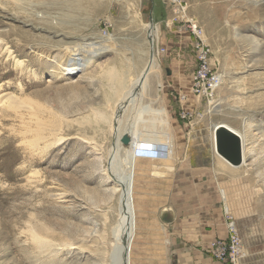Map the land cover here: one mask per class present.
I'll list each match as a JSON object with an SVG mask.
<instances>
[{
    "label": "rangeland",
    "instance_id": "374dc122",
    "mask_svg": "<svg viewBox=\"0 0 264 264\" xmlns=\"http://www.w3.org/2000/svg\"><path fill=\"white\" fill-rule=\"evenodd\" d=\"M186 2L222 75L195 119L246 140L244 164L225 165L237 180L218 189L220 206L241 237L240 264H264V0ZM171 14L166 0H0V97L38 111H0V264H179L182 243L207 227L215 204L198 201L190 157L203 151L198 129L179 117V104L194 107L177 99L192 96L195 49ZM150 51L156 66L134 98ZM75 52L86 66L66 75ZM35 118L58 126L37 146Z\"/></svg>",
    "mask_w": 264,
    "mask_h": 264
},
{
    "label": "crops",
    "instance_id": "0c3cea01",
    "mask_svg": "<svg viewBox=\"0 0 264 264\" xmlns=\"http://www.w3.org/2000/svg\"><path fill=\"white\" fill-rule=\"evenodd\" d=\"M188 37L191 40L189 34ZM186 103L188 104L187 106L194 107L195 111H203L202 106L204 103L202 100L197 102L193 96H190ZM179 105L182 106L181 104ZM189 124H193L195 129H198L194 130L195 132H193V135L195 136V140L200 142L198 146L203 149L202 152H198L195 155L191 154L190 156L193 159V170L197 172L200 177L199 186L204 189V192L201 194L202 199L198 201L203 200L202 202L208 204L212 203L215 204V206L211 207V215H206L207 217L204 218L207 220L205 225L207 227L201 230L198 235L194 234L193 239H186L182 243V253L178 261L179 264H228L213 259L206 249L213 239L218 237L225 239L227 237L224 212L223 208L220 206L222 200L218 195V189L220 187L231 188L233 186L232 183L237 180V173L229 171V169L225 167L227 163L215 153L214 147L211 148V143L209 141L210 135L212 137V133L210 129L213 130L215 125L212 124L209 119H194ZM230 168L234 169L239 167L230 166ZM209 219L212 222H208Z\"/></svg>",
    "mask_w": 264,
    "mask_h": 264
},
{
    "label": "built area",
    "instance_id": "2783aa9c",
    "mask_svg": "<svg viewBox=\"0 0 264 264\" xmlns=\"http://www.w3.org/2000/svg\"><path fill=\"white\" fill-rule=\"evenodd\" d=\"M166 4L171 10L170 22L178 24L191 37L192 46L195 49V67L190 77V93L195 100L203 101L205 106L213 104L216 91L222 84V75L219 69L212 65L211 51L203 39V29L200 24L188 14V4L186 0H166ZM179 103L187 100L186 95L178 94ZM202 113L195 110H186L180 107L179 117L191 123ZM143 148V147H142ZM226 215L227 237L215 238L208 246L209 255L222 263L240 264L244 256L241 237L236 227L235 221L224 209Z\"/></svg>",
    "mask_w": 264,
    "mask_h": 264
},
{
    "label": "bare ground",
    "instance_id": "6f19581e",
    "mask_svg": "<svg viewBox=\"0 0 264 264\" xmlns=\"http://www.w3.org/2000/svg\"><path fill=\"white\" fill-rule=\"evenodd\" d=\"M148 27V31H149V35H148V40H149V43L150 45L152 44L151 40H152V36L154 35V27L150 24V25H147ZM84 48H90V49H93V51L95 50H100V52L102 51L101 49L103 48L102 46H100L99 44H96V43H92V42H89V43H84L83 46ZM102 47V48H101ZM150 49V48H149ZM75 50V49H74ZM106 51V50H105ZM97 52V51H95ZM79 52H75L74 53V56L69 60V62L62 68L66 75H74L76 74L77 72L79 71H82L85 66H86V63L84 61V59L80 56H78ZM98 55V54H97ZM156 66V63H155V58H154V54L152 53V51L149 52L148 54V60L144 66V68L140 71V73L134 78L133 82H134V86H136L137 88L140 89V92L139 93H132V97L136 98L138 97V95H140V93L143 91L144 89V86H145V82H146V79H147V75L148 73L151 71V69L153 67ZM122 84V83H121ZM132 86V84H131ZM130 88V87H129ZM128 88V89H129ZM117 92V91H116ZM126 92V91H125ZM125 95V94H124ZM123 95V96H124ZM129 95V91H128V94L126 93V95L124 96V99H126L125 97L127 96H130ZM123 99V100H124ZM120 100V99H119ZM126 101V100H125ZM122 104V103H121ZM119 104H117L118 106ZM119 107V106H118ZM123 107V106H122ZM34 107L32 106V104L30 103H24L23 100H20V99H16V98H13V96L9 95V96H2L0 97V111H8V112H11L14 116L16 117H19L20 119H25V113H27L30 118L29 119H32L31 118V115L35 114L36 112L38 113V111H34L33 109ZM113 108V107H112ZM117 109V108H116ZM116 109L114 108L112 111H111V115H110V119H106L107 121H109L111 124V122H114V114L116 113ZM118 110H121V109H118ZM6 114V113H5ZM10 114V113H9ZM118 115V113H117ZM97 116L100 117V118H106V116H104V113L102 114L101 112L97 113ZM33 117V116H32ZM109 118V117H108ZM104 120V121H106ZM53 121V120H52ZM30 122V121H29ZM28 123V122H27ZM33 125H32V128H28V132L31 133V135L34 136V138L31 139V141L29 140L28 142L32 143L33 146H37L39 145L40 141H47V138H45L43 135H45L44 133L47 132H56L57 131V127H48V126H45V123L42 119H36L35 118V121L32 122ZM47 123V122H46ZM218 123H215L214 125H217ZM224 124V123H223ZM227 125V124H225ZM228 126V125H227ZM30 127V126H29ZM230 127V126H229ZM214 128V127H213ZM232 128V127H230ZM233 129V128H232ZM234 130L239 133L243 139V142H244V145H245V137L244 135L239 132L238 130H236L234 128ZM212 133V138H213V131L211 132ZM27 142V143H28ZM51 143L50 141L47 142V144ZM46 146V145H45ZM128 185V184H127ZM126 186V185H125ZM127 192V190L125 191ZM128 193V192H127ZM129 197V196H128ZM123 198V197H122ZM123 200V199H122ZM123 202H126V201H123ZM128 202V201H127ZM129 203V202H128ZM127 203V204H128ZM126 209V206L124 207ZM128 208V207H127ZM131 208V206H130ZM128 210V209H127ZM130 210V209H129ZM131 211V210H130ZM133 211V210H132ZM134 215V214H133ZM126 216V215H125ZM133 218V216H132ZM123 220V219H122ZM123 222V221H122ZM131 224V223H129ZM131 226V225H130ZM128 229V228H127ZM130 230V229H129ZM132 231V229L130 230ZM31 237L33 239V241L39 243V244H43L44 241H42L41 237H40V234L39 232L35 231V230H31ZM131 239V238H130ZM131 241V240H130ZM127 242V241H126ZM129 244V243H127ZM129 246V245H128ZM122 248V247H121ZM124 249V247H123ZM129 250V249H128ZM109 256V255H108ZM123 256V255H122ZM125 256V255H124ZM120 257V256H119ZM121 258V257H120ZM107 259V258H106ZM122 260V259H120ZM122 262V261H121ZM110 264V263H109Z\"/></svg>",
    "mask_w": 264,
    "mask_h": 264
},
{
    "label": "water",
    "instance_id": "95a60500",
    "mask_svg": "<svg viewBox=\"0 0 264 264\" xmlns=\"http://www.w3.org/2000/svg\"><path fill=\"white\" fill-rule=\"evenodd\" d=\"M215 153L232 167H240L245 162L244 142L239 133L229 126L218 123L213 128Z\"/></svg>",
    "mask_w": 264,
    "mask_h": 264
}]
</instances>
